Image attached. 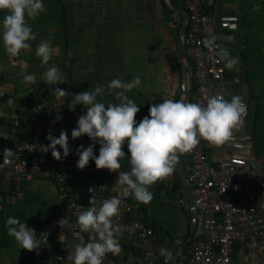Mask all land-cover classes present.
<instances>
[{
  "label": "built area",
  "instance_id": "1",
  "mask_svg": "<svg viewBox=\"0 0 264 264\" xmlns=\"http://www.w3.org/2000/svg\"><path fill=\"white\" fill-rule=\"evenodd\" d=\"M183 3L191 16L183 38L185 61L193 68L196 84L191 103L205 104V97L214 94L227 99V68L224 61L213 55L218 49L207 47L206 41L216 36L217 26L236 28L237 18L230 21L222 17L217 22L215 11H209V6L214 5L212 0H184ZM184 23V18L174 12L169 25L181 27ZM216 43L225 47L218 39ZM56 88L52 87L45 99L31 106L29 118L13 137L16 139L11 150L16 156L12 162L3 164L4 149H0V192L5 193V201L22 200L27 179L47 177L57 183V209L45 224L34 229L38 236L47 233L48 241L42 239L38 252H29V264H72L67 259L70 247L64 243L57 245V237L67 231L73 236L80 232L77 215L92 196L97 201L112 197L121 200L120 216L116 220L123 228L119 239L121 246L135 245L139 249L135 264H166L153 227L141 218L132 217L137 204L124 196L122 186L115 183L118 172L98 170L94 161H90L86 169H78L76 149L81 145L90 146L92 142L87 136L73 140L71 132L85 109L77 105L75 111H70L67 105L71 103V94L58 101L53 95ZM58 113L62 117L60 121L56 120ZM6 126V122H0V131ZM50 130L57 138L62 130L67 131L72 151L66 159L57 161L47 148L50 141L46 137ZM224 146L235 150L231 159L211 156V146L204 141L183 155L188 188L198 210L196 224L203 221L204 227L197 230L203 237L193 240L185 253L180 252L177 264H246L234 262L235 245L249 252H264V156L256 153L250 133L243 128L235 131L232 140ZM99 149L97 143V156ZM57 150L63 157V150L59 147ZM121 165L120 171H128L122 161ZM62 219L60 226L58 222Z\"/></svg>",
  "mask_w": 264,
  "mask_h": 264
},
{
  "label": "clouds",
  "instance_id": "2",
  "mask_svg": "<svg viewBox=\"0 0 264 264\" xmlns=\"http://www.w3.org/2000/svg\"><path fill=\"white\" fill-rule=\"evenodd\" d=\"M44 11L43 0H0V12L4 13L0 22V39L6 54L19 57L22 52L31 50V42L37 36L28 20L37 18ZM216 40V36H211L206 46L218 49L213 55L224 61L228 70H233L239 58L231 57L229 50L217 44ZM55 51L47 41H41L35 54L41 58L43 66L49 64ZM43 78L50 85L64 84L63 74L56 66L49 67ZM24 82L34 83L35 78L25 75ZM140 84L139 76L130 82L113 79L107 83L106 89L98 84L94 90L71 94V103L67 107L70 111H75L77 105L85 109V114L78 118L77 126L72 129V139L87 136L92 142L90 146L81 145L76 149L78 169L84 170L90 161H94L98 170L118 172L115 183L122 186V194L131 195L139 203L148 205L153 200L150 189L173 175L180 156L192 152L201 141L220 147L232 140L234 132L242 127L247 116V105L240 95H233L230 100L220 94L206 96L205 104L185 102L183 98L164 99L161 103H153L149 115L137 123L136 116L141 108L127 93ZM106 90L118 103L106 104L98 99L105 95ZM53 95L59 101L69 93L57 87ZM12 102L11 99L8 101L9 104ZM56 120H62L59 113ZM0 135L7 139L6 133ZM46 138L50 141L47 148L54 159L61 161L69 156L72 150L67 131L62 130L57 138L50 130ZM97 143L100 145L98 156L95 155ZM125 145L130 157L124 151ZM58 147L63 150V157ZM15 156L16 152L5 148L3 164L12 162ZM125 159L129 161L130 169L120 171L121 161ZM90 205L77 215L80 232L89 233L90 239L75 245L67 258L72 264H104L109 253L118 257L123 251L119 239L123 228L116 222L120 216L121 200L112 197L97 201L92 196ZM63 222L62 219L58 223L61 226ZM6 224L8 235L25 251L38 252L42 239L48 241L47 233L38 236L34 229L18 218L9 217ZM79 234H75L77 238ZM160 254L166 257V264L173 258V253L166 247L160 249Z\"/></svg>",
  "mask_w": 264,
  "mask_h": 264
},
{
  "label": "crops",
  "instance_id": "3",
  "mask_svg": "<svg viewBox=\"0 0 264 264\" xmlns=\"http://www.w3.org/2000/svg\"><path fill=\"white\" fill-rule=\"evenodd\" d=\"M62 1L67 10L68 27L66 33L68 54L63 63L62 47L55 44V40L49 36H43V32H35L32 29L37 39L31 42V50L22 52L19 57H11L6 54L2 39H0V122L7 123V121L17 118L18 110L26 104L28 93L37 82L44 81L43 74L51 66H56L63 75L66 74L64 67H73L78 73V81L85 82V85H88L92 90L98 84L105 87V84L113 79L130 82L134 77L139 76L141 84L127 93L128 97L141 108L136 116L137 123L149 115V108L153 103H161L164 99L174 100L173 77L176 73L171 67L173 46L172 42L168 41L166 32L157 19V11L162 8L160 0ZM163 1L166 4V0ZM212 2H214L217 22L222 17H228L227 20L233 21L232 18L241 11L239 5L229 0H212ZM215 35L219 41L224 42L231 57H238L237 51L242 37L238 35L237 27L230 29L217 26ZM41 41H47L56 50L49 64L43 66L41 58L35 54L37 45ZM238 69L239 63L231 72H238ZM25 75L34 76L35 82L25 83ZM225 84L228 100L233 95H240L246 104L251 93L242 77H226ZM214 85L217 86L216 83ZM10 99L13 101L11 104L8 103ZM101 100L106 104L109 102L118 103L114 96L107 94V90ZM247 123L248 119L245 117L240 128L247 130ZM15 139L10 137L9 142L0 144V149H12ZM209 154L213 157L226 156L231 159L235 155V150L224 145L211 146ZM32 180L31 178L27 181L25 190H28L29 186L33 187ZM51 184V189L54 192V204L48 207L50 203H47V206L44 207L45 210H49L47 215L57 207L55 193L57 185L53 181ZM12 204L14 206L11 207L10 217H21L22 214L19 211L25 205ZM89 204L90 201H87L84 210L90 207ZM147 206L153 216L160 218L164 223L166 222L173 236L183 238L181 226L185 222L189 224L192 222V214L185 204L176 203L172 199L168 203L161 198L153 197ZM31 208L28 211L32 214L35 206L32 210ZM28 226L32 228L30 222ZM201 227L202 225L197 223L193 226V230L197 231ZM189 228L192 229L191 224ZM79 233L78 238L69 231L58 235L56 244H67L73 252L76 244L86 243L90 239L89 233ZM5 242L8 243V246L0 251V264H29L28 257L19 258L21 247L14 238H6ZM7 250L11 251L13 256L6 259L8 255L5 256V251L7 252ZM122 250L118 257L109 253L104 264H135V256L139 253V249L135 245H129L122 246ZM232 258L234 262L264 264V252H249L239 245H235ZM168 264H174V257Z\"/></svg>",
  "mask_w": 264,
  "mask_h": 264
},
{
  "label": "trees",
  "instance_id": "4",
  "mask_svg": "<svg viewBox=\"0 0 264 264\" xmlns=\"http://www.w3.org/2000/svg\"><path fill=\"white\" fill-rule=\"evenodd\" d=\"M172 4L175 6L179 5L180 0H170ZM232 3L239 5L240 13L237 15V29L238 35L242 37V42L238 47V58H239V69L238 72L228 70L226 71V76L229 78L234 77H243L245 83L247 84L250 91L254 90L258 86H262V90L264 92V63L259 62L256 58V55H259L260 59L264 57V0H229ZM45 5V11L42 12L37 18L29 19L28 23L31 28L35 32H43V36H49L54 39L55 44H59L62 47L63 58L62 63L65 60L64 58L68 54V37H67V19H66V7L63 4L62 0H43ZM161 9L157 11V19L159 20V24H161L162 29L165 30L168 41L172 42L173 46V58H172V68L175 71L173 85H174V100H180L184 98V94L186 92L185 82L187 81L186 72L184 68L179 64L176 51L177 44L179 43V32L180 27L174 26L171 27L169 25L173 20L174 12L164 3L163 0H160ZM185 7V6H184ZM215 10L214 5L209 6V11ZM4 13L0 12V22L3 20ZM50 33V34H49ZM256 54V55H255ZM191 64V63H190ZM64 71L66 72L64 77V84H48L44 81L37 82L30 92L27 95L26 104L22 109L18 110L17 118L14 120L7 121V126L3 131H0V134H7V139L5 140L3 135H0V144L7 143L10 140V137H15L18 134V131L23 127V124L27 118L30 116L31 106L40 103L45 97H47L50 93V89L52 87H60L70 94H78L83 91L92 90L88 85H85V82H79V76L77 71L74 70L73 67H64ZM107 83L105 84L106 88ZM183 87V88H182ZM196 89V84L194 83L193 91ZM259 98V96H257ZM101 99V97H98ZM247 132L250 133L253 144L256 149V153L264 156V144L260 142L258 137V126H259V103L258 101H253L251 97L247 98ZM15 130V132L13 131ZM124 151L129 155L127 150V145L124 147ZM183 161L186 163V157L183 156ZM122 163L126 166L127 170L130 169V164L127 159L123 160ZM29 179L25 182L27 183ZM54 183L56 181L52 179ZM165 181L158 182L155 184V189H152L153 197L161 198L163 201H167L168 203L171 201H175L176 203L183 200L181 184L178 176V169L176 165L175 172L172 175L170 184ZM57 185V183H56ZM27 190H25L26 193ZM24 193V197L26 196ZM5 193L0 192V251L2 248L8 246V243L5 242L6 238L10 237L7 233V224L6 221L10 217L11 207L14 204L5 201L3 197ZM23 197V198H24ZM129 199L137 204V209L133 213V218H141L143 221L147 222L154 229L155 234L157 235L158 243L161 248H172L174 249L173 257L178 246L181 243H184L181 253H185L189 248L191 242L195 239L203 237L202 234H199L196 230L188 231V234L179 238L173 236L166 222H162L160 218L153 216L149 212V206L139 203L136 201L133 196L129 195ZM22 200L16 202L19 204ZM25 201H28L26 199ZM16 204V205H17ZM25 205V204H24ZM30 206H35L30 202ZM34 208V207H33ZM29 209V208H28ZM28 209L26 212L21 215V217L17 216L16 218L20 219L21 222H24V217L29 216ZM57 209V207H56ZM51 211L50 214L47 215L46 220L42 221L38 224L32 225V229H38L41 225L45 224L56 211ZM32 210V208H31ZM26 223V222H24ZM191 224V223H190ZM31 228V227H30ZM179 241V243H177ZM29 252L21 249L20 259L26 258ZM178 260V259H177Z\"/></svg>",
  "mask_w": 264,
  "mask_h": 264
},
{
  "label": "rangeland",
  "instance_id": "5",
  "mask_svg": "<svg viewBox=\"0 0 264 264\" xmlns=\"http://www.w3.org/2000/svg\"><path fill=\"white\" fill-rule=\"evenodd\" d=\"M235 16H237V15H235ZM263 36H264V34H263ZM256 58L258 59L259 62L264 63V57L262 59H260L259 55H256ZM186 78H187V76H186ZM243 80H244V78H243ZM185 85H186L185 88H187V81L185 82ZM250 93H251L250 97L252 98V100L258 101V103H259V116H258L259 126L257 129L259 131V133H258L259 140L261 143L264 144V92L262 90V86H260V87L258 86L254 90L250 91ZM257 96H259V98ZM248 98H249V96H248ZM171 178H172V176L169 179L165 180V183L169 182V184H170ZM52 179L53 178H47V177L46 178H41V177L40 178H33V180H32L33 187L29 186L28 190L25 193V195H27L26 199H28V201H25L26 199L24 197L22 199L21 203L17 204L18 206L25 204L24 208H21L19 211L21 214L25 213L26 209H28L30 207H32V208L34 207V206H30V202L32 204H35L34 212L32 214L28 213L29 216L25 215V217H24V222H26L27 225L29 222L31 223V226H32V225L38 224V223L46 220V215L49 212V210L48 209L45 210L44 207L47 206V203H50V206H48V207H51L54 204V202H53L54 192L51 189V187H52L51 182L53 181ZM155 187H156L155 185L152 186L150 191H152V189ZM179 203L185 204V202L183 200H180ZM42 216H44V217H42ZM189 225H190L189 223L185 222L183 224V226H181L182 227V229H181L182 237H185L188 234L187 231L189 229ZM196 228H197V226H196ZM168 250L171 252H174V249H172L170 247L168 248ZM9 253H11V251L10 252L8 250H7V252L5 251V256L8 255L6 257V259L9 257L11 258L13 256V253H11V254H9Z\"/></svg>",
  "mask_w": 264,
  "mask_h": 264
},
{
  "label": "water",
  "instance_id": "6",
  "mask_svg": "<svg viewBox=\"0 0 264 264\" xmlns=\"http://www.w3.org/2000/svg\"><path fill=\"white\" fill-rule=\"evenodd\" d=\"M183 1L184 0H180L178 6H175L174 4H172L170 0H166V2H167L166 4L172 10V12H177L185 20V23L180 28L179 43L177 45L176 56H177V60H178L179 64L182 66V68H184V70L186 72V76H187V88H186V92L184 94L183 99L185 100V102H191L193 87H194V81H195L194 71H193V68H191L185 61V53H184V46H183V43H184L183 38H184L185 34L187 33V30H188V27H189V24L191 21V16H190L189 12H187L184 9ZM177 169H178V176H179V181L181 184L184 202L187 205V207L190 209L192 217L195 218V220L191 222V226H192L191 230H193V226L197 222L198 210H197V206H196L194 199L192 198L190 191H189V188H188V183H187L186 174H185L186 169H185L184 161H183V155L180 156L178 159ZM201 225H202V227H204L203 221H202ZM183 244L184 243H181L177 248V251L174 255V264H177V258L181 252Z\"/></svg>",
  "mask_w": 264,
  "mask_h": 264
}]
</instances>
